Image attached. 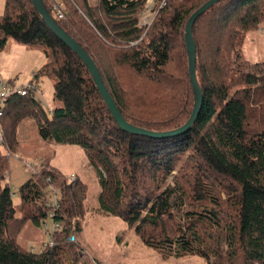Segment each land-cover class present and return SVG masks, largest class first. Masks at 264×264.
<instances>
[{
    "label": "trees",
    "instance_id": "16d2710c",
    "mask_svg": "<svg viewBox=\"0 0 264 264\" xmlns=\"http://www.w3.org/2000/svg\"><path fill=\"white\" fill-rule=\"evenodd\" d=\"M63 1L66 14L57 20L42 0L56 25L90 56L123 119L158 133L184 125L194 95L183 34L189 16L207 0H167L144 36L137 17L146 0ZM262 23L264 0H221L198 17L191 36L201 112L186 133L146 138L116 125L88 69L31 0H4L0 53L9 41L41 52L46 62L31 80L53 78L56 106L46 112L29 93L8 97L3 107L0 264H83L69 228L84 215L87 185L67 180L45 161L20 185V204L13 205L2 150L20 149L25 123L44 144L78 145L98 173L100 209L124 220L160 256L193 250L205 264H264V62L236 63L245 34ZM169 177L174 185L164 188ZM49 185L58 190L55 221L62 230L51 247L33 253L15 238L25 221L39 228L48 219ZM171 196L185 205L184 229Z\"/></svg>",
    "mask_w": 264,
    "mask_h": 264
},
{
    "label": "rangeland",
    "instance_id": "374dc122",
    "mask_svg": "<svg viewBox=\"0 0 264 264\" xmlns=\"http://www.w3.org/2000/svg\"><path fill=\"white\" fill-rule=\"evenodd\" d=\"M148 1L153 3V0ZM88 2L91 6H95L97 0H88ZM146 3L145 1L142 10H145ZM155 9L156 13L147 30L161 10L158 7ZM145 33L143 31L142 36ZM16 50L30 51L9 41L0 53V75L3 76V81L11 86L19 83V85H23L31 80L30 76L29 80L25 81L27 78L25 76L31 75L30 71L21 69L18 71L17 66L28 68L32 60L17 58ZM240 50V58L236 63L264 62V23L245 34ZM105 65V63L99 65L103 73ZM14 66L15 69H13ZM123 78L129 82L131 75L127 73ZM53 81V78L48 76L37 81L42 92V99L38 101L41 102L46 112L56 106L54 99H52ZM21 129L22 144L20 149L16 152H9L10 156H4L8 162L5 180L11 191L13 205L18 207L20 204L18 194L20 185L32 175L33 177L36 176L39 166L45 161L49 162L67 180L70 181V177H74L87 185V194L83 203L84 215L82 219L76 217L72 219L69 228L70 238L73 237L75 240H71V242L74 245L78 244L76 256L83 264H205L201 257L193 253V250L191 253L183 254L182 257L173 255V250L169 255H165L166 257L160 256L155 250L147 247L140 237L135 235L133 228L127 227L124 220L102 211L98 199L101 191L98 173L89 166L87 157L78 145L44 144L38 138L35 128H32L29 123H25ZM3 152L4 150H2ZM30 167L35 170V173L31 172ZM171 178L165 180L164 188L168 185H174ZM51 196L52 194L49 192L46 196L47 202ZM56 196L58 197V191ZM174 198L176 197L173 196L171 200L174 204L172 211L176 214L178 225L184 229L185 205L179 204ZM46 221L49 226L50 220L47 219ZM76 223H80L79 232L75 229ZM15 242L21 248L36 251L43 247V243L48 242V235L40 227L35 228L30 221H25L21 232L15 238ZM192 248L194 249L195 246Z\"/></svg>",
    "mask_w": 264,
    "mask_h": 264
},
{
    "label": "water",
    "instance_id": "95a60500",
    "mask_svg": "<svg viewBox=\"0 0 264 264\" xmlns=\"http://www.w3.org/2000/svg\"><path fill=\"white\" fill-rule=\"evenodd\" d=\"M221 0H207L200 6L196 11H194L187 20V24L184 30V44H185V51L187 52V66H188V78L191 83L192 92L194 95V103L192 107V113L188 120L182 125L178 127V129L172 131H164L163 133L147 131L145 129L139 128L137 126L129 125L121 116L120 112L117 111L116 106L112 97H110L109 93L105 85L101 82L100 75L98 70L95 67L90 56H88L83 49L78 45L75 40H72L59 26L56 25L54 19L47 12L45 6L43 5L42 0H31L32 6L34 10L40 15L42 21L45 25L49 28V30L54 34V36L62 41L70 51L77 55L78 58L81 60L83 65L88 69V72L91 76L93 83L95 84L100 97H102L104 104L108 112H110L113 120L115 121L116 125L119 126L124 132L131 134L133 136L139 135L146 138H158L164 139L166 137H177L182 133H186L190 131L191 127L193 126L194 121L198 117L201 112L202 100L203 97L201 95V90L198 86L197 80L195 79V58H196V51H195V42L193 37L191 36V29L198 17H200L207 9L211 6L217 4Z\"/></svg>",
    "mask_w": 264,
    "mask_h": 264
},
{
    "label": "built area",
    "instance_id": "2783aa9c",
    "mask_svg": "<svg viewBox=\"0 0 264 264\" xmlns=\"http://www.w3.org/2000/svg\"><path fill=\"white\" fill-rule=\"evenodd\" d=\"M46 1L55 19L59 20L65 17L66 7H65V3L63 0H46ZM166 1L167 0H153V3L152 2L149 3V1L146 0L147 3L144 8L145 10H141L137 17L139 27L144 30V33L146 32L148 26L151 24L150 22L156 13L155 8L158 7V9H160L164 7L166 5ZM132 44H134V42H132L130 45ZM29 93L33 94V98L36 99L37 101L39 99H42V92L39 89L38 85L33 80H29L25 84L17 86V87L6 84L4 81H0V118L2 117L3 107L8 97L12 95L27 96ZM2 139H3V132H2V129L0 128V144L2 143ZM3 154L5 156H10L7 150H4ZM12 156L17 157L16 155H12ZM29 169L31 170L32 173H35V170L33 168L30 167ZM74 179H75L74 177H70V181H73ZM57 191L58 190L56 188L49 185L47 195L50 192L52 196H51V199L48 201V204L52 206V209L47 214L48 219L50 220V225L48 226L46 224L47 221L45 220L42 222L40 226V228L46 231L48 235V242L43 243V246L51 247L53 245L52 237L54 233L58 230H62L61 225L55 221V214L59 208L58 206L59 204L57 201L58 197L56 196ZM69 240L75 241L73 237L71 238L69 237ZM41 250H42V247L36 251L31 249L30 252L36 253V252H40Z\"/></svg>",
    "mask_w": 264,
    "mask_h": 264
},
{
    "label": "crops",
    "instance_id": "0c3cea01",
    "mask_svg": "<svg viewBox=\"0 0 264 264\" xmlns=\"http://www.w3.org/2000/svg\"><path fill=\"white\" fill-rule=\"evenodd\" d=\"M3 7H4V0H0V15L2 14ZM17 45L22 47V48H25V47H23V46H21L19 44H17ZM15 54L17 55V58H20V59L24 58V59H27V60H32V63H31L30 66H28V68L22 67V66L21 67L17 66L18 71H19V69L25 70V71H30L31 75H26L25 77H27V78H25L26 79L25 81L29 80L30 76L32 77L34 72H36L37 69L40 68L41 66H43L45 64V62H46V57L43 56L41 53L37 52V50H32V49H30V51L16 50ZM13 69H15V66L13 67ZM0 81H3V76H1V75H0ZM19 84H17V85L14 84V86L15 87L20 86Z\"/></svg>",
    "mask_w": 264,
    "mask_h": 264
}]
</instances>
